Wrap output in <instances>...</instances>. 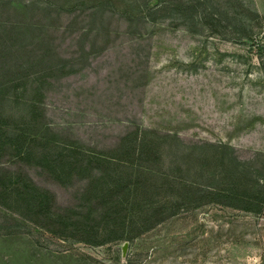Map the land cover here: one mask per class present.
<instances>
[{
	"label": "rangeland",
	"instance_id": "obj_1",
	"mask_svg": "<svg viewBox=\"0 0 264 264\" xmlns=\"http://www.w3.org/2000/svg\"><path fill=\"white\" fill-rule=\"evenodd\" d=\"M0 264H264V0H0Z\"/></svg>",
	"mask_w": 264,
	"mask_h": 264
}]
</instances>
